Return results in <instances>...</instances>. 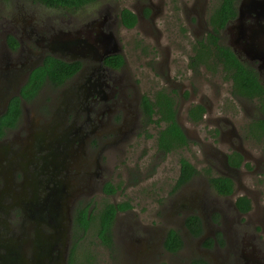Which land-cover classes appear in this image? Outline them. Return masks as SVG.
Masks as SVG:
<instances>
[{
  "label": "flooded vegetation",
  "instance_id": "1",
  "mask_svg": "<svg viewBox=\"0 0 264 264\" xmlns=\"http://www.w3.org/2000/svg\"><path fill=\"white\" fill-rule=\"evenodd\" d=\"M99 1L103 8L107 7L108 13L102 15V10L99 11L98 20L80 25L74 15L70 16L72 15L70 12H77ZM242 2L243 0L237 2L236 17L221 31L220 42L255 70L260 85L264 87V61L258 55V52L264 49V44L258 47L256 45L257 48L253 52L244 46L251 32L260 26L263 30L257 42L264 43V18L257 19L254 13L243 17L241 24L246 31L245 40L236 42L235 39L233 40L235 31L228 30L236 25L238 8ZM27 3L28 8L24 6L10 18L0 19V30H3V34L0 35V264H69L71 251L74 248L75 254V245L79 241L76 240L74 232L75 218L79 216L78 208L87 206L89 194L99 191L104 198H114V194L118 191V185L112 181L110 169L104 168L101 155L108 156L109 152L114 151L110 158L115 159L118 142L133 138V135L139 134V131L145 130L150 125L158 128L163 125L160 129H165V121L159 124L155 122L158 119L155 113L159 110L156 105L164 103L166 95L172 99L175 121L188 139L185 126L179 121L182 107L180 110L177 109L174 98L175 93L185 98L183 92H176L175 88L183 91L186 84H177L176 80H171V69L167 65V73H165L169 78L165 76L164 84L165 86L169 84L170 89H160L151 95L145 94L143 88L129 75L130 70L126 69L127 57L124 49L119 46L118 39L122 36L118 28L123 30L141 28L143 20L147 19L154 25L150 15L153 13V8H150V11L146 9L145 13L148 16L146 17L143 11L139 15L128 7L118 9L115 4L110 9L105 0H94L88 5L73 10L66 7L49 8L36 0H27ZM39 6L47 13L40 14ZM125 9L136 16L137 22L131 28L122 24L121 13ZM204 12L206 9L200 13ZM210 13L202 15L201 23L196 20L197 32H201L202 35L211 31L208 24ZM148 30L150 31L151 28ZM143 32L151 36L145 29ZM9 38L12 40L10 41ZM151 38L155 43H159V37H146V40ZM116 56H120L123 61L120 66H114L117 61L114 58ZM161 56L168 63L169 55ZM47 57L66 64H75L77 70L60 85L54 86L45 82L32 99H23L20 96L22 87L31 72L42 65ZM159 70L165 71V67L159 66ZM190 70L195 77L199 75L193 69ZM194 89L192 87L191 94ZM231 89L232 83H230V94ZM14 98L19 99L17 117L12 104ZM144 98L148 100L147 104ZM188 100L193 101V99ZM204 100H207L206 96L201 98L202 102ZM237 100L240 103L238 109L243 112L242 120L239 122L240 131L236 130L234 123L227 116L222 114L212 116L207 104L188 102V108L185 110L184 123L189 121L199 124L206 119L207 123L214 126L213 135L219 139L217 143L220 146L224 144L225 149L227 148L226 154H223L224 150L211 145L213 151L210 157L216 161L213 168L218 173L215 177H225L233 182L232 193L228 196H220L207 179L208 185L218 196L232 197L235 195L234 180H236L239 192H245V196L237 197L232 205L222 207L217 212H213L210 208L206 212L207 216L200 211L190 212L193 207L198 208L199 204L205 205L204 200L189 204L186 209L189 212L184 215L181 224L183 234L179 235L183 245L192 242L203 255L209 254L211 250L202 246L205 240L212 239L213 248L220 247L216 242L218 234L224 240V233L218 228L211 233V236L207 228L216 224L219 226L226 212L233 211L239 217L237 221L239 225H241L240 216H243L247 219L245 223L248 225L253 210L252 205L255 204L246 193H251L253 189L244 183L245 176L252 170L248 163H252L255 169L264 167L262 159L255 156L252 150H248L247 143H244L247 140L254 145H264V137L260 131L255 130L254 126V122L263 119L261 109H264V102L258 97L252 99L240 97ZM247 103L250 104V109H247ZM198 105L203 106L205 111L198 122H193L188 112ZM146 106L152 111L153 122L148 121ZM158 137L157 133L155 137L157 150L164 154L158 148ZM114 144L115 148H113ZM218 153H221L223 159H219ZM108 184L115 189L114 193L105 191ZM236 190H238L237 186ZM59 193H62L61 197ZM240 197H246L250 202V210L247 212H240L235 205ZM49 199H57L59 206H52V211L44 213L45 219L40 218L42 213H37L36 209L29 213L26 211L27 208L31 210L36 205H39L36 207L39 209L40 205ZM208 203L211 205L210 201ZM112 204L115 207L120 203L112 202ZM129 205L132 208V204ZM91 208L92 206L89 207V213ZM130 209L115 213L111 232L119 215ZM183 209L184 205H180L179 211L184 214ZM189 216H197L201 221L202 233L198 238L192 237L184 225ZM167 231L154 238L149 245L144 244L134 249L135 257L164 252L163 256H167L168 262L173 264L170 259L171 253L163 247ZM85 234L79 232L78 237ZM247 237L248 235L244 234L242 241ZM203 260L206 261L205 258ZM258 264H264V261Z\"/></svg>",
  "mask_w": 264,
  "mask_h": 264
},
{
  "label": "rangeland",
  "instance_id": "2",
  "mask_svg": "<svg viewBox=\"0 0 264 264\" xmlns=\"http://www.w3.org/2000/svg\"><path fill=\"white\" fill-rule=\"evenodd\" d=\"M105 1L110 9L115 4L118 9L128 7L139 15L143 11L146 17H148L145 13L146 9L150 11V8H153V13L150 15H152L154 25L147 19L143 20L141 28L136 27L132 30L118 28L122 36L118 39L119 46L126 54L128 63L126 69L130 70L129 75L143 88L145 94L151 95L160 89H170L169 84L167 86L164 84L165 76L168 75L166 74L167 65L171 69V80H176L177 84H186L183 91L175 88L176 92H183L182 95H185V98L179 97L176 93L174 98L177 109L180 110L182 107L179 121L185 126L189 137L186 147L165 155L157 150L155 138L163 125L159 128L150 125L145 130L139 131L138 135H133V138L118 142L115 159L110 158L114 151L109 152L108 156L101 155L104 168L110 169L112 181L118 185V191L114 194V198H104L97 190L98 192L89 194L86 201L87 206H92L91 212L94 214L103 203L108 202H129L132 208L119 215L114 224L111 248H106L100 243L95 228H90L85 235L78 237L74 264H134L135 262L138 264H170L168 257L163 256L164 252L135 257L134 249L144 244L149 245L154 238L161 236L169 229L177 230L182 235V220L189 212L186 209L191 202L204 200L205 205L199 204V209L193 207L194 209L190 212L200 211L206 215L210 208L213 212H217L222 207L232 205L237 197L245 196V192H239L236 180H234L235 195L232 197H220L208 185L207 179L215 177L218 173L213 168L216 161L210 157L213 151L211 145L224 150L223 154H226L227 148L225 149L224 144L220 146L217 143L219 139L213 135L214 126L207 123L206 119L199 124L189 121L184 123L187 103H203L210 108L212 116L221 114L227 116L234 123L236 130L240 131L239 122L242 120L243 112L238 109L240 105L238 100L233 99L230 94V83L223 80L221 72L212 75L200 70L199 75L195 77L188 67L192 45L196 39L203 36L201 32H197L196 20L198 19L201 23L202 15L209 14L219 0ZM24 6L29 7L27 0H7L6 2L0 0V19L10 18ZM106 8H103L99 1L77 12H70L72 14L70 16L74 15L78 24L82 25L98 20V12L101 10L102 15L105 12L108 13ZM203 9H206V12L201 14ZM38 10L40 14L47 13L41 6ZM148 28L151 30L149 31ZM144 29L151 36L146 35L143 32ZM2 34L3 30H0V35ZM153 36L159 37V43H155L152 38L146 40V37ZM162 54L169 55L168 63L162 59ZM162 65L165 71L159 70V66ZM191 86L195 88L193 94L190 92ZM205 96L207 100L202 102L201 98ZM188 99H193V101L190 102ZM247 109H250L249 103H247ZM244 143H247V149L252 150L255 156H259L264 164V145H254L247 140ZM113 146V148L116 147L115 144ZM218 157L223 159L221 153H218ZM182 158L191 163L198 174L187 185L176 188L179 161ZM248 164L252 170L245 176L244 183L253 189L251 193H246L255 202L252 205L253 210L248 225L245 223L247 219L243 216H240L241 225H239L237 223L239 217L233 211L226 212L219 226L216 224L207 228L209 236L216 228L224 233L226 243L223 246L213 248L209 254L203 255L197 246H194L192 242H187L177 254H170L173 264H189L192 259H195L194 257L205 258L208 264H258L264 261V167L255 169L252 163ZM100 171L101 166L98 172ZM180 205H184L182 210L184 214L179 211ZM244 234L248 237L242 241ZM249 237L254 239L251 240Z\"/></svg>",
  "mask_w": 264,
  "mask_h": 264
},
{
  "label": "trees",
  "instance_id": "3",
  "mask_svg": "<svg viewBox=\"0 0 264 264\" xmlns=\"http://www.w3.org/2000/svg\"><path fill=\"white\" fill-rule=\"evenodd\" d=\"M36 1L49 8L66 7V9L73 10L88 5L94 0ZM238 1L239 0H219L218 4L212 9L208 18L211 31L207 32L193 44V55L189 58L188 67L195 72L204 69L213 75L217 72H221L223 80L232 83L231 94L233 98L240 99V97H243L252 99L258 97L264 102V87L260 85L255 70L250 65L242 62L230 48L224 46L220 42L221 31L236 17V4ZM121 19L122 24L127 28L133 27L137 22L136 16L126 9L122 11ZM9 40L11 41L12 38H9ZM114 58L117 60L114 66H120L123 63L120 56ZM76 70L77 66H75V64H66L62 61L47 57L42 65L31 72L27 82L22 87L20 96L25 100H30L37 94V91L45 82L58 86L64 80L71 77ZM165 100L164 103L161 102L156 105V107H159V110L155 113L158 117L155 122H157V124L161 121L166 122V128L160 130L158 133V148L166 155L174 150L186 147L188 145V139L175 121V110L172 109L174 104L172 99L166 95ZM144 101L146 104L148 103L146 98H144ZM12 102V104H14L13 110H15L16 113L15 117H17L19 113L17 108L19 99L14 98ZM204 111V107L198 105L193 107L188 112V115L193 122H198ZM261 113L263 119L254 122V126L255 130L260 131L262 137H264V109H261ZM151 117L152 111L148 109L149 122H153ZM179 165V176L175 184L176 188L188 184L198 174L194 166L184 158L180 159ZM208 182L220 196H228L233 191V182L228 178L209 177ZM105 191L114 193L115 189L108 184ZM235 205L240 212H247L250 210V202L246 197L238 198ZM130 208L131 206L128 202L117 204L115 207L112 203H103L101 210L97 211L95 214L92 212L89 213V206L78 208L79 216L75 218L74 224L76 240L78 239L79 232L85 234L90 228H95V233L100 243L106 248H111V228L114 215L117 211H125ZM184 225L192 237L198 238L201 235V221L197 216L187 217ZM216 242L219 246L224 245V240L221 238L220 234L217 235ZM202 246L212 249L213 240H205ZM163 247L167 252L174 255L182 249L183 242L177 230L169 229L167 231ZM73 255L74 248L71 251L69 264H74ZM189 264H208V262L203 259H192Z\"/></svg>",
  "mask_w": 264,
  "mask_h": 264
},
{
  "label": "water",
  "instance_id": "4",
  "mask_svg": "<svg viewBox=\"0 0 264 264\" xmlns=\"http://www.w3.org/2000/svg\"><path fill=\"white\" fill-rule=\"evenodd\" d=\"M249 13H254L256 15L257 19L264 18V0H243L242 4L238 8V18H237L236 25L233 27H230L228 29L231 32L235 31V33L233 35V40L235 39L236 42H239L240 40H245L247 38L246 31L242 27L241 21H242L243 17ZM262 30H263V28L260 26L258 29L252 31L251 36L247 40H245L244 46H247V48L250 49L251 52L256 50V48L258 46H262L264 44L261 42H257L258 36L262 32ZM256 45H257V47H256ZM263 48H264V45H263ZM258 55L264 61V49H261V51L258 52ZM59 195L61 197L62 193H59ZM60 197H58V198H60ZM37 206H39V205L34 206L31 210H28V208H27V210L26 209L25 210L29 213L30 211H33V209H36L37 213L38 212L42 213L40 215V218L45 219L46 214H44V213H46L48 211H52L53 210L52 206L58 207L59 202L57 199H49L48 201H45L44 204H41L40 205L41 207L39 209L36 208ZM34 214H36V213H34ZM55 230H57V229L55 228Z\"/></svg>",
  "mask_w": 264,
  "mask_h": 264
}]
</instances>
